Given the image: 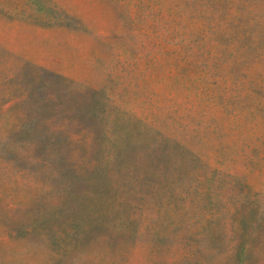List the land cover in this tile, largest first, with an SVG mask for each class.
I'll use <instances>...</instances> for the list:
<instances>
[{
  "label": "rangeland",
  "instance_id": "374dc122",
  "mask_svg": "<svg viewBox=\"0 0 264 264\" xmlns=\"http://www.w3.org/2000/svg\"><path fill=\"white\" fill-rule=\"evenodd\" d=\"M0 264H264V0H0Z\"/></svg>",
  "mask_w": 264,
  "mask_h": 264
}]
</instances>
